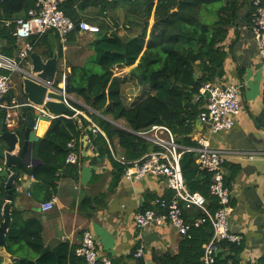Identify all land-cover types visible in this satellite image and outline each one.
Masks as SVG:
<instances>
[{"label":"trees","instance_id":"16d2710c","mask_svg":"<svg viewBox=\"0 0 264 264\" xmlns=\"http://www.w3.org/2000/svg\"><path fill=\"white\" fill-rule=\"evenodd\" d=\"M236 1L141 0L132 3L126 0H65L61 4L64 13L72 20H86L98 29V35L90 43L91 55L83 65L72 66L67 73L65 91L84 101L90 108L88 111L85 109L87 115L105 136L88 129L91 122L82 116L79 117L81 125L74 118L60 116L50 119L45 135L34 138L32 145L34 158L42 163L28 170L40 183V190L47 194L45 201L52 199L59 180L57 173L66 167L69 142H74L73 150L79 158H83L81 138L84 135L89 137L100 155H110L108 145L117 138L127 161L139 160L159 149L151 140L137 134L153 126L167 127L180 144H194L186 136L201 111L198 108L202 100L200 88L205 82L223 74L225 52L221 43L227 28L237 18L239 6ZM34 3L35 0H2L0 43L4 55L14 56L18 50L13 35L14 24L6 26L5 22L24 16ZM89 6L98 7L100 14L121 7L123 24L127 26L128 33L119 35L116 29L108 27V22L99 21L96 17H83L81 13ZM151 18L153 24L150 26ZM53 49H49V55H52ZM58 49L61 50V47ZM127 67H130L129 72L118 76L119 71ZM139 75L142 76V85L138 83ZM132 80L136 81L140 90L132 88L133 94L128 95L127 101L124 90ZM146 84L149 87L144 89ZM120 121L127 129L112 123ZM115 163L119 175L123 174L124 165ZM180 167L188 190L204 195L209 211L214 212L218 206L209 194L211 176L198 167L195 153H183ZM72 171L75 177L77 165H73ZM0 194L3 201L6 192L1 189ZM185 211L189 221L204 216L200 209L194 216L187 215ZM12 218L5 237L7 251L14 254L27 247L34 250L36 256L35 259L22 256L13 264H86L74 254L75 247L70 248L68 244L60 243L53 249H44L41 244L42 227L38 221L33 222L36 228L31 229L27 221L17 222L14 211ZM211 235L209 222L193 228L180 243L179 253L166 264H200L203 244ZM221 248L215 264H240L236 259L240 247L224 242ZM163 258L154 256L153 264H165ZM136 264L145 262L137 259Z\"/></svg>","mask_w":264,"mask_h":264},{"label":"crops","instance_id":"0c3cea01","mask_svg":"<svg viewBox=\"0 0 264 264\" xmlns=\"http://www.w3.org/2000/svg\"><path fill=\"white\" fill-rule=\"evenodd\" d=\"M236 3L239 6L237 18L227 28V34L221 43V48L225 52L223 74L212 81L221 84H242L240 112L234 117L235 123L232 129L221 131L211 137V147L220 150L225 158L224 173L231 189L229 229L241 236V242L235 244L241 248L236 259L240 264H260L264 263V125L262 124L264 123V58L258 52L257 42L251 30L253 10L251 0H244L242 3L241 0H237ZM93 7L89 6L81 15L89 16L87 13ZM152 24L151 18L150 26ZM125 29L118 34L125 35ZM86 34L89 38L83 43L79 42L76 47L64 46L53 31L33 40L34 51L43 57L51 56L49 55L51 47L58 51L55 82L61 88H65L66 75L71 71V67L83 65L92 53L90 43L95 40L98 30L79 32L78 39L81 40ZM59 47L61 50L58 49ZM129 70L130 67L122 69L118 76H124ZM17 79L21 81L19 76ZM19 81L12 80L9 99H21L22 89ZM67 95L71 98L69 101L71 107L76 110L75 116L69 118H74L81 125L79 117H84L91 122L88 129L96 125L87 115L85 109L88 111L90 108L84 101L74 94L67 93ZM203 102L202 99L199 109L202 108ZM23 108L24 106L14 109V122L18 127L22 123V118H26ZM107 119L110 120L108 117ZM3 123L4 119L0 111V134ZM112 123L120 128H126L122 121ZM49 125V118L40 120L36 130L32 131V141L36 137H43ZM99 132L105 136L101 130ZM204 134L205 126L197 116L191 132L186 136L194 143L193 145L186 142L178 143V138L176 139L174 135L181 156L185 152H194L196 162V140ZM81 141L83 158H78L75 163L66 161V167L57 173L59 180L51 196L55 203L50 211L40 210V204L45 201L47 194L40 190L38 187L40 183L35 178H30L31 174L28 172L31 167L42 163L40 159L34 158L33 151L29 166L21 170L10 169L11 172L19 173L18 179L14 182L10 206L11 224L13 211L17 215V222L27 221L31 229L36 228L33 222L38 221L42 227L41 244L44 249H53L60 243L74 248L80 244L83 232L89 230L94 234L98 252L110 258L113 264H136L137 259L133 254L139 244L144 245L142 259L145 264L149 261L153 264L154 256L164 257L163 262L166 264L179 253V246L184 237L179 235L168 222L149 225L140 230L134 224V216L138 211L153 208L154 200L159 196L172 195L165 179L146 175L138 181H129L124 179L123 174L119 175L118 165L115 163L118 161L115 157L119 158L124 154L117 138L108 145L110 155H100L87 135H84ZM2 146L3 142L0 141V147ZM16 148L15 152L18 146ZM73 165H77L75 177L72 174ZM29 181L32 184L30 195L27 194L26 189ZM0 182V190L5 191V180L2 179ZM5 201L6 198L1 203L4 204ZM197 211L198 208L192 207L185 212L194 216ZM22 256L34 257V259L36 257L35 251L27 247L11 254L5 244L0 245V264H13Z\"/></svg>","mask_w":264,"mask_h":264},{"label":"built area","instance_id":"2783aa9c","mask_svg":"<svg viewBox=\"0 0 264 264\" xmlns=\"http://www.w3.org/2000/svg\"><path fill=\"white\" fill-rule=\"evenodd\" d=\"M65 0H35L24 16L13 21H6V26L14 24L13 35L16 38L18 50L14 56H6L2 53L0 43V111L2 112L5 126L10 131H15L18 124L14 122V109L27 106L34 113V126L44 118L54 119L43 105H34L29 101L23 103L16 98L9 99L12 89V74L19 73V78L30 77L46 86L58 88L67 94L65 88L56 83L43 81L26 68L30 65V53L34 51V41L44 34L53 31L61 42L66 41L67 36L78 27L80 32H96L98 29L86 20L74 21L67 16L61 8ZM138 2L141 0H126ZM2 0H0L1 4ZM252 17L251 30L257 42L258 52L264 58V0H251ZM1 12V7H0ZM242 84H221L208 81L200 88V94L204 100L198 119L205 126V134L197 141L196 163L202 170L210 174L209 194L217 202V209L209 211L208 201L198 191L191 192L186 187L180 167L181 152L177 148L174 134L165 126H153L148 131L139 132L142 136L151 140L158 150L151 151L139 160L127 161L124 156L115 157L116 161L124 165L123 177L129 181H138L146 175L162 177L166 186L171 190L170 197L159 196L154 200V207L138 211L134 216V224L137 229H143L149 225H161L168 222L179 235L188 237L193 228H197L209 222L212 227L210 239L203 244V252L200 264H215L222 251L224 242L239 244L241 236L230 231L228 218L231 213V189L224 173L225 158L220 150L211 147V137L221 131L232 129L234 117L240 112V95ZM9 99V100H8ZM47 100V98H45ZM71 106V105H70ZM26 118H22V123ZM21 123V124H22ZM93 132L100 129L94 125ZM149 134H151L149 136ZM70 149L66 157L69 163L77 162L79 154L74 149V142H69ZM30 178L34 179L32 175ZM31 181L26 184L27 194L31 192ZM55 200L50 199L40 204V210L47 212L53 209ZM196 207L203 211L204 216L192 221L186 219L184 211ZM74 254L82 258L86 264H113L111 259L102 255L96 248L94 234L89 230L83 232L81 242L74 248ZM144 245L139 244L133 256L142 259Z\"/></svg>","mask_w":264,"mask_h":264},{"label":"water","instance_id":"95a60500","mask_svg":"<svg viewBox=\"0 0 264 264\" xmlns=\"http://www.w3.org/2000/svg\"><path fill=\"white\" fill-rule=\"evenodd\" d=\"M76 30L80 32L78 27ZM29 59L30 65H27L26 68L35 73L37 78L53 84L56 83L55 77L58 62V51L56 49L53 50L50 57H43L37 52L32 51ZM137 78L138 83L142 85V76L139 75ZM20 80V88L22 89L21 103L29 101L34 105H43L48 113L57 117L66 116L69 118L75 116L76 110L69 103L71 98L63 93L62 90L46 86L30 77H22ZM148 87V84L143 86L144 89ZM23 112L26 113V121L20 127H17L16 131L6 129L4 122L2 133L0 134V141L3 142V146L0 147V181L2 179L5 180L4 189L6 191V201L4 204L1 203L0 199V245L5 244V235L11 225L10 206L14 193V182L19 176L18 171L11 172L10 169L16 168L21 170L31 163L33 145L31 136L34 126V113L27 106H24ZM262 124L264 125V123ZM137 134L141 135L140 133ZM17 146L18 150L15 152ZM147 264H151V262L149 261Z\"/></svg>","mask_w":264,"mask_h":264},{"label":"rangeland","instance_id":"374dc122","mask_svg":"<svg viewBox=\"0 0 264 264\" xmlns=\"http://www.w3.org/2000/svg\"><path fill=\"white\" fill-rule=\"evenodd\" d=\"M87 15L89 16H85L87 18H90V19H93V18H98L99 21H101L102 19H104L105 22H108V27H110L111 29L112 28H115L118 32L122 31L125 29V26L123 24V10L121 7H118L115 11H112V10H107L105 12V14H100L99 13V8L94 6L93 8H91ZM101 18V19H100ZM115 23H117V26H115ZM127 30V29H125ZM97 32V31H96ZM128 31H126L127 33ZM78 33L77 31L73 32V35L70 34L67 36V39L66 41L62 42V44L64 46H67V47H70V46H78L79 45V42L83 43V41L85 42V40H87L89 38V36L86 35H83V37H81V40L78 39ZM94 36V34H93ZM19 76V73L18 72H14L12 74V80L14 79V81H19L17 78ZM20 82V81H19ZM137 89V91H139L140 87L137 85L136 81L135 80H132L129 84H127V86L125 87V90H124V93H125V99L127 100V97L128 95H131L133 94V90ZM128 101V100H127Z\"/></svg>","mask_w":264,"mask_h":264}]
</instances>
